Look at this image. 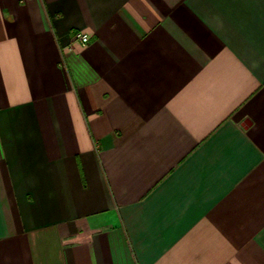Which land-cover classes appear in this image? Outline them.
<instances>
[{
  "label": "crops",
  "instance_id": "0c3cea01",
  "mask_svg": "<svg viewBox=\"0 0 264 264\" xmlns=\"http://www.w3.org/2000/svg\"><path fill=\"white\" fill-rule=\"evenodd\" d=\"M0 264H264V0H0Z\"/></svg>",
  "mask_w": 264,
  "mask_h": 264
},
{
  "label": "built area",
  "instance_id": "2783aa9c",
  "mask_svg": "<svg viewBox=\"0 0 264 264\" xmlns=\"http://www.w3.org/2000/svg\"><path fill=\"white\" fill-rule=\"evenodd\" d=\"M88 41H89L88 34L76 33L73 36V42H77V43H80L82 45H86Z\"/></svg>",
  "mask_w": 264,
  "mask_h": 264
}]
</instances>
